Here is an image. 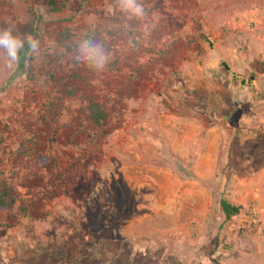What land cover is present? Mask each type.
<instances>
[{
    "label": "rangeland",
    "instance_id": "rangeland-1",
    "mask_svg": "<svg viewBox=\"0 0 264 264\" xmlns=\"http://www.w3.org/2000/svg\"><path fill=\"white\" fill-rule=\"evenodd\" d=\"M136 3L141 16L122 0H0V36L11 29L21 42L16 61L0 45V180L26 208L23 217L16 210L0 213V224L6 223L0 264H252L255 256L245 251L253 250L254 225L233 228L235 218L226 222L219 205L210 207L209 219L219 228L210 250H201L208 260L196 262V242L174 230L188 208L136 200L120 178L138 166L162 184L173 170L184 179L193 175L194 144H177L187 156L174 151L165 132L173 140L181 128L163 126L165 116L201 126L181 116L189 114L183 109L204 108L214 115L208 124L231 127L247 104H264V0ZM63 32L72 42L95 33L109 37L110 50L99 51L103 67L94 60L74 65L56 42ZM86 97L107 115L97 128L88 126ZM51 105L53 116L46 111ZM46 116L52 121H43ZM237 134L247 137L249 123ZM144 149L149 152L138 159ZM222 169L210 184L215 202L232 195ZM152 189L146 181L142 194ZM257 255L263 264L264 253Z\"/></svg>",
    "mask_w": 264,
    "mask_h": 264
},
{
    "label": "crops",
    "instance_id": "crops-1",
    "mask_svg": "<svg viewBox=\"0 0 264 264\" xmlns=\"http://www.w3.org/2000/svg\"><path fill=\"white\" fill-rule=\"evenodd\" d=\"M247 106V112L238 116L240 119L239 124L237 123L231 127L223 124L221 128H217L208 124L214 119V115L204 108L183 109L189 111V114L181 116L197 119L201 126L193 123L179 124L176 122V115L173 117L165 116L160 119L164 124L163 126L167 124L173 129L181 128L179 133L181 136H177L173 140L170 138L172 133L164 130L165 135L170 139H168V143L171 141L174 143L172 147L174 151L180 149V152L183 153L182 155L187 156V148H177V144H194V154L197 156L198 161L192 170L193 175L190 179L185 178L187 181L184 179L185 176L183 178L177 176L175 170H173V177L168 175V179L164 181L165 184L156 179L146 177L148 173H145L143 168L139 166L131 169V176L129 173L123 172V170L121 172V183L126 190L136 192V200L141 198V200L151 199L154 201L152 205L162 208H188V213L185 215L183 223L181 218L177 217L178 225L176 224L174 230L184 232L187 240L196 243L202 240L206 241L207 246L204 248L202 246L196 247V243L192 242L195 245L191 248V250H195L194 253L192 252V256H194V261L196 262L199 257L208 260V253H204L201 250H210L208 244L216 236V231L219 228L209 219L210 207L215 206V204L219 205V201L222 198L231 205L241 206L242 208L248 207L256 213V221L253 225L258 230V233L253 235L251 239L254 242L253 250H258L259 252L256 253L252 250L245 251V253L255 256L252 264H259V262H256L257 254L261 251L264 253V104L249 103ZM258 119L260 122L259 126L256 122ZM222 121L224 123L226 121L224 116H222ZM245 122L249 123V135L247 137L239 136L237 132L242 130ZM194 126L198 127V129L194 128ZM200 132L205 134H198ZM151 141L154 140L152 139ZM148 143L150 148H153L151 142ZM160 145V142L157 141L156 150L154 151L158 158H160ZM147 152H149L148 149L138 151V159L146 156ZM151 156L154 157V154ZM192 156L193 152L190 153L189 157ZM221 169L226 177L224 179L226 187H229L228 190L226 188V192H230L232 195L228 196V199L227 197H219L218 200L216 199L217 202H215V194L212 193L210 184L212 179L222 172ZM167 171L170 172V170ZM146 181L153 185V193L148 196L142 194ZM192 231L196 234L194 235ZM221 236L222 239L229 238L228 232L225 230H222ZM218 250H220L219 247L216 249V254L212 255V257L214 256L215 258V255H219L220 252Z\"/></svg>",
    "mask_w": 264,
    "mask_h": 264
},
{
    "label": "trees",
    "instance_id": "trees-1",
    "mask_svg": "<svg viewBox=\"0 0 264 264\" xmlns=\"http://www.w3.org/2000/svg\"><path fill=\"white\" fill-rule=\"evenodd\" d=\"M56 42L65 53L70 55L72 63L76 66L85 64L87 62H92L94 60L89 59L87 53L88 49L95 48L99 51L106 52L110 50V38H104L99 33L87 36L84 40L72 42L70 41L69 35H67L66 32H63L56 36ZM22 61L21 64H23ZM223 67L227 69L225 65H223ZM17 75H19V73L15 71L8 78L6 85H9V83H11L17 77ZM4 87H2L1 89H4ZM83 99L85 101L86 120L88 126L92 128L101 126L102 122L107 119L105 111L102 109L99 103L94 102L92 99L88 97ZM46 111H48V113L52 116L55 115L54 105L48 107ZM42 120L45 122L52 121L50 116L42 117ZM42 161L44 162V159H42ZM16 201L17 199L14 187L11 184H8L6 181L0 180V213H12L16 210L18 211L20 216H25L26 208L17 206ZM219 207L224 221L226 222L230 221L232 218L237 217L243 210L241 206L231 205L223 198L219 201ZM0 226H6V223L3 222L2 224H0Z\"/></svg>",
    "mask_w": 264,
    "mask_h": 264
},
{
    "label": "clouds",
    "instance_id": "clouds-1",
    "mask_svg": "<svg viewBox=\"0 0 264 264\" xmlns=\"http://www.w3.org/2000/svg\"><path fill=\"white\" fill-rule=\"evenodd\" d=\"M125 9L134 15L141 16L143 15L142 7L136 3V0H122ZM31 47L36 48V42L31 41ZM0 45L4 46L7 50L8 56L12 61L18 59V50L21 47V42L19 39L14 38L11 35V29H6L3 36H0ZM89 59H94L96 67H103L106 58L103 55L99 54L98 49H88L87 50Z\"/></svg>",
    "mask_w": 264,
    "mask_h": 264
},
{
    "label": "built area",
    "instance_id": "built-area-1",
    "mask_svg": "<svg viewBox=\"0 0 264 264\" xmlns=\"http://www.w3.org/2000/svg\"><path fill=\"white\" fill-rule=\"evenodd\" d=\"M256 221V213L252 210L241 212L237 217H235V221L232 222L233 228H243L247 226H251Z\"/></svg>",
    "mask_w": 264,
    "mask_h": 264
}]
</instances>
